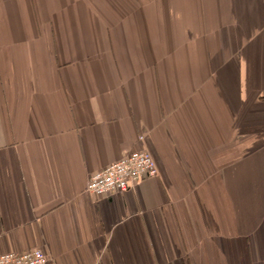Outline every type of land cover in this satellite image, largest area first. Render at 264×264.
<instances>
[{"label":"crops","instance_id":"1","mask_svg":"<svg viewBox=\"0 0 264 264\" xmlns=\"http://www.w3.org/2000/svg\"><path fill=\"white\" fill-rule=\"evenodd\" d=\"M135 150L157 175L94 194ZM264 264V0H0V252Z\"/></svg>","mask_w":264,"mask_h":264},{"label":"built area","instance_id":"2","mask_svg":"<svg viewBox=\"0 0 264 264\" xmlns=\"http://www.w3.org/2000/svg\"><path fill=\"white\" fill-rule=\"evenodd\" d=\"M156 175L152 157L143 150H135L91 175L86 189L94 194L126 191L137 181ZM0 264H48V259L40 249L20 253L0 252Z\"/></svg>","mask_w":264,"mask_h":264}]
</instances>
